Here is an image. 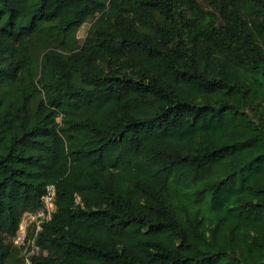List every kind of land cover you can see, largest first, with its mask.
Listing matches in <instances>:
<instances>
[{"label":"trees","instance_id":"1","mask_svg":"<svg viewBox=\"0 0 264 264\" xmlns=\"http://www.w3.org/2000/svg\"><path fill=\"white\" fill-rule=\"evenodd\" d=\"M11 257L264 264V0H0Z\"/></svg>","mask_w":264,"mask_h":264},{"label":"built area","instance_id":"2","mask_svg":"<svg viewBox=\"0 0 264 264\" xmlns=\"http://www.w3.org/2000/svg\"><path fill=\"white\" fill-rule=\"evenodd\" d=\"M53 197H54L53 185H48L46 187L45 194L42 196L44 208L35 212H26L23 214L19 228L25 227V230H22L21 235L18 238L20 239L21 242L19 244L24 246L23 248L24 252L26 251L29 245H31L33 252L35 248V246L32 244L33 241L27 236V232H26L27 226H29L31 222H34L35 229L40 230L41 221L50 219L51 212L53 211ZM30 253H32V250L30 251ZM27 262L29 263L28 260Z\"/></svg>","mask_w":264,"mask_h":264},{"label":"rangeland","instance_id":"3","mask_svg":"<svg viewBox=\"0 0 264 264\" xmlns=\"http://www.w3.org/2000/svg\"><path fill=\"white\" fill-rule=\"evenodd\" d=\"M90 20H88L87 22H85V23H83V25L79 28V30H78V32H77V37H78V42L79 43H82L83 42V39H84V37H85V35H86V33H87V30H88V28H89V26H90ZM31 223H33V222H31ZM31 223L29 224V226H27V228H26V232H27V236L32 240V237L31 236H33L32 235V233H33V229H32V227L30 226L31 225ZM22 230H25V227H20L19 229H18V231H17V233H16V236L14 237V239H13V244L14 245H17V246H21L19 243H21L20 242V239L18 238L20 235H21V232H22ZM4 235V240H5V243L7 244L8 243V239L6 238V234H3ZM35 246V248H34V251L36 252V249H38V247L36 246V245H34ZM39 250H40V248H39ZM38 250V251H39ZM21 254H23V253H21ZM8 264H15V262H14V259L11 257L10 258V260L8 261ZM24 264H28V262H27V258L25 257L24 258Z\"/></svg>","mask_w":264,"mask_h":264},{"label":"clouds","instance_id":"4","mask_svg":"<svg viewBox=\"0 0 264 264\" xmlns=\"http://www.w3.org/2000/svg\"><path fill=\"white\" fill-rule=\"evenodd\" d=\"M21 222V221H20ZM19 226H20V224H19ZM19 229V228H18ZM18 231V230H17Z\"/></svg>","mask_w":264,"mask_h":264}]
</instances>
